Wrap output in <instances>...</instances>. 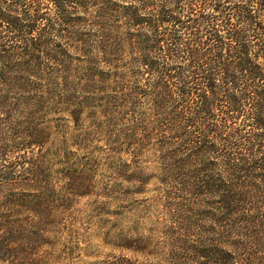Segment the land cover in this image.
Here are the masks:
<instances>
[{"label": "trees", "instance_id": "obj_1", "mask_svg": "<svg viewBox=\"0 0 264 264\" xmlns=\"http://www.w3.org/2000/svg\"><path fill=\"white\" fill-rule=\"evenodd\" d=\"M47 114L99 120L131 177L155 165L174 264H264V0H0L3 211L50 206L27 152ZM22 230L0 221V258Z\"/></svg>", "mask_w": 264, "mask_h": 264}, {"label": "rangeland", "instance_id": "obj_2", "mask_svg": "<svg viewBox=\"0 0 264 264\" xmlns=\"http://www.w3.org/2000/svg\"><path fill=\"white\" fill-rule=\"evenodd\" d=\"M38 122L49 125L44 142L27 152L37 157L35 186L47 190L50 206L42 216L19 206L0 209L1 223L12 220L23 229L13 257L0 264H174V209L165 198L173 192L158 181L155 165L144 163L135 177L118 167L96 129L99 120L83 116L74 123L65 114H47ZM2 136L15 137L9 128ZM68 170L78 172L84 195L65 184ZM25 190L15 186L17 200Z\"/></svg>", "mask_w": 264, "mask_h": 264}]
</instances>
